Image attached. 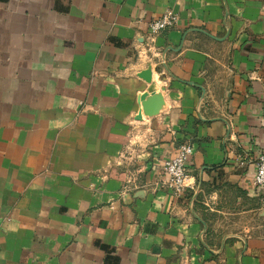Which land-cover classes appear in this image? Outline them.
I'll list each match as a JSON object with an SVG mask.
<instances>
[{"label":"crops","instance_id":"obj_1","mask_svg":"<svg viewBox=\"0 0 264 264\" xmlns=\"http://www.w3.org/2000/svg\"><path fill=\"white\" fill-rule=\"evenodd\" d=\"M263 148L264 0H0V264H264V234L205 241L198 209L261 204Z\"/></svg>","mask_w":264,"mask_h":264},{"label":"rangeland","instance_id":"obj_2","mask_svg":"<svg viewBox=\"0 0 264 264\" xmlns=\"http://www.w3.org/2000/svg\"><path fill=\"white\" fill-rule=\"evenodd\" d=\"M141 143V138H138L136 145ZM124 163L125 161L121 165ZM238 199L239 195L231 190L227 192L225 206L221 204L222 209L220 210H210L213 208V204L209 200H204L207 205L200 204L198 207L200 209L199 215L204 223L210 227V232L205 241L219 245L224 237H227V241H234L238 236H246L256 232L264 234V200L257 205L256 202L251 201L238 204Z\"/></svg>","mask_w":264,"mask_h":264},{"label":"built area","instance_id":"obj_3","mask_svg":"<svg viewBox=\"0 0 264 264\" xmlns=\"http://www.w3.org/2000/svg\"><path fill=\"white\" fill-rule=\"evenodd\" d=\"M178 22V17L172 11H166L161 17L150 23L148 36L149 45L164 31L172 28ZM194 154L191 144H182L178 147L175 156L166 159L163 163L164 180L162 186L171 190L174 195L181 196L188 185V162ZM253 185L264 193V148L256 162V174Z\"/></svg>","mask_w":264,"mask_h":264},{"label":"water","instance_id":"obj_4","mask_svg":"<svg viewBox=\"0 0 264 264\" xmlns=\"http://www.w3.org/2000/svg\"><path fill=\"white\" fill-rule=\"evenodd\" d=\"M140 77L145 79L147 82L152 80V75L149 70L143 71L140 74ZM140 102L142 110H140L137 120H142L143 115L148 117L158 116L165 107V98L161 92L144 93L140 98Z\"/></svg>","mask_w":264,"mask_h":264}]
</instances>
